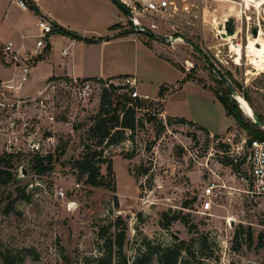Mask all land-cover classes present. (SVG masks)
Returning a JSON list of instances; mask_svg holds the SVG:
<instances>
[{"label":"rangeland","instance_id":"374dc122","mask_svg":"<svg viewBox=\"0 0 264 264\" xmlns=\"http://www.w3.org/2000/svg\"><path fill=\"white\" fill-rule=\"evenodd\" d=\"M121 1L131 6L135 2ZM173 1L177 9L164 20L141 19L143 29L162 40L137 33L128 36V43H112L105 50L108 74L128 73L148 100L135 109L140 122L135 130H126L122 142L103 151L113 173L107 175L106 164L100 166V173L114 190L84 184L72 168L88 142L87 131L98 112L101 93L96 90L80 100L57 84L66 79L48 78L60 50L68 45V36L52 34L51 59L32 68L17 94L0 88V156H14L13 179L0 187V264H93L106 254V239L121 231L122 249L113 246L112 256L123 258L126 264H162L158 254L173 248L180 250L183 264H264V197L248 194V152L240 149L241 141L251 135L226 114L212 93L229 95L213 72L217 68L237 96L245 94L250 99L249 104L243 98L254 117L256 112L264 119V73L245 56L252 30L264 33V12L258 15L251 7L239 6L241 0ZM80 5L79 10L90 9ZM6 6L7 1L0 0V17ZM11 6L10 18L31 20L29 11L22 14ZM120 15L121 21L107 16V21L118 26L104 30L103 38L131 29L127 17ZM228 18L234 19L233 45L242 44L237 65L227 43L217 36ZM102 30L100 26L97 31ZM11 39L15 45L22 41L33 47L35 43L33 37ZM138 41L153 47L161 59L154 51L138 47ZM116 49H120V67L110 62L109 51ZM13 74V67L4 63L0 53V82ZM52 81L54 89L48 85ZM161 87L163 97L159 98ZM40 100L46 103L45 113L40 111ZM177 118L188 124L178 123ZM48 136L52 138L49 149ZM31 139L44 151L40 155H53L52 171L43 175L31 171L28 163L35 156L28 147ZM7 140L14 144L13 152L6 151ZM209 183L218 185L220 194L211 210L199 214ZM59 190L63 197L57 195ZM174 215L176 221L162 225L164 216Z\"/></svg>","mask_w":264,"mask_h":264},{"label":"trees","instance_id":"16d2710c","mask_svg":"<svg viewBox=\"0 0 264 264\" xmlns=\"http://www.w3.org/2000/svg\"><path fill=\"white\" fill-rule=\"evenodd\" d=\"M31 0H28V2ZM28 4L30 10L37 11L36 7L33 6V3ZM131 24V23H130ZM134 27L131 25V29L127 33H132ZM55 32H60L66 36L75 37L69 31L58 28ZM54 32V33H55ZM79 40L86 42L92 41L91 39L86 40L84 38L78 37ZM182 72V71H181ZM184 77V81H187ZM219 83L223 84L220 80ZM227 89V88H226ZM118 88H113L111 91L103 89L101 91L100 104L97 114L91 118V125L87 131L86 144H83L84 152L80 159L73 161L72 168L77 172L78 180L84 179L83 183L91 187H105L107 189L114 190V187L105 181V178L100 173V166L106 164L107 175L113 173L111 162L107 161L103 156V151L105 148L119 144L125 139V131H134L137 125L140 123L136 119V110L137 108L143 106L148 102L147 99H132L127 94H118L116 93ZM228 91V90H227ZM215 98L222 104L224 110L228 116H233L237 121V124L244 129H247L251 138L264 139V131L258 130L255 128L253 123L246 122L241 115V112L235 103L234 100H230V93L228 91V96L222 94V92L217 95L212 91ZM243 98L250 104V99L242 94ZM159 98L163 97V87L159 89L158 96ZM149 105L153 102L149 101ZM252 109L255 111V108L252 106ZM256 118L264 120L263 117L255 112ZM181 124H188L184 119L176 120ZM192 124V123H190ZM201 131H204L201 127H198ZM217 137V135L215 136ZM14 156L11 154H4L0 156V187H5L12 179L13 172L11 171L12 158ZM54 160L51 153L40 155L35 154L34 158L28 163L32 172L37 175H43L53 169ZM146 171L143 173L145 174ZM19 191V188L17 189ZM20 195H23L21 192ZM22 197V196H20ZM183 208H187V204H184ZM161 221L162 225L165 227L170 226L174 221L178 219L177 215L167 218L164 216ZM119 222V218L117 219ZM117 226L113 224L111 227ZM105 231H107L105 229ZM105 233V232H104ZM123 235L124 232H114L113 238L106 239V254L94 261L93 264H126L125 260L121 257L116 259L112 256V247L115 246L119 251L123 246ZM180 259V250L173 248L172 250H165L158 254V260L162 264H183ZM115 260V261H114ZM10 264V263H9Z\"/></svg>","mask_w":264,"mask_h":264},{"label":"built area","instance_id":"2783aa9c","mask_svg":"<svg viewBox=\"0 0 264 264\" xmlns=\"http://www.w3.org/2000/svg\"><path fill=\"white\" fill-rule=\"evenodd\" d=\"M15 5L22 11L28 10V0H16ZM126 8L132 13L133 18L128 19L129 23L134 28L143 29L141 19L152 18L164 20L167 16H170L176 11V5L173 0H135L131 6L128 2H123ZM151 27H154L151 25ZM259 28V26H257ZM36 28L38 33L33 38L35 43L33 48H26L23 45L17 46L12 40L0 41V53L5 64L13 67L16 75L10 79L0 82V88H4L7 91L17 94L25 83L29 80L30 71L32 68L42 60L48 53H45V49L48 45V39L58 29V27L46 18L40 17L36 22ZM259 32V31H258ZM24 38V36L22 37ZM242 49L241 43H236ZM62 55L67 54V50H61ZM67 93L73 94L80 100H86L90 98L94 91L99 90L100 93L103 89L111 91L113 88H118V94H127L132 99H140L141 96L136 89V80L131 77H121L117 79H77L70 78L67 80H61L57 83ZM52 89L56 87L54 81L49 82ZM44 100H40L38 105L42 113L46 112V103ZM48 119L53 121V117L49 116ZM15 122L10 123V128L14 126ZM52 138L48 136L46 143H51ZM224 142V141H223ZM226 143H229L228 140ZM11 140H7L5 149L7 152H13ZM227 145L230 144H225ZM28 147L33 153L40 154L42 148L40 144L31 139L28 143ZM225 147V146H224ZM246 148L248 152V183L249 189L248 194L251 196H262L264 197V139L249 138L248 140L243 139L241 141V148ZM19 149V148H16ZM230 150L226 155L229 154ZM220 194L218 185L215 183H209L202 193V201L199 207V214H204L211 210L213 200L217 199ZM60 197L64 196L62 190L57 192Z\"/></svg>","mask_w":264,"mask_h":264},{"label":"crops","instance_id":"0c3cea01","mask_svg":"<svg viewBox=\"0 0 264 264\" xmlns=\"http://www.w3.org/2000/svg\"><path fill=\"white\" fill-rule=\"evenodd\" d=\"M6 1L7 6L4 10L3 16L0 17V37H6L8 40H12L11 37H19L22 40L32 38L38 33L36 22L40 17L51 20L58 28L69 31L75 35V37L68 36L66 38L68 39V45L61 50L66 49L67 54L65 56L62 55L60 50L59 57L56 61L54 60L52 73L48 78H60L66 80L70 78L107 80L129 76L128 73L110 75L104 66L106 47L112 43L126 44L128 43V36H131L132 34L134 35V33H127L126 30H123L120 31L118 35H114L111 38L102 37V32L104 30H110L112 27L116 28L118 26L116 25L118 23H110V20L107 21V16L112 15L113 17H116L115 21L122 20L120 12L110 6L113 4H108V0H31V2H29L33 3V6L37 9V11H32L28 8L27 11H29L31 15V20L24 16H13L10 18V8L12 7V3L15 5L14 2L16 0ZM79 3H81L80 6H82L83 9H90L79 10V8H77ZM15 7L17 6L15 5ZM20 11L22 14L25 13V11ZM83 18L85 21H83ZM100 26L103 30L97 31ZM23 36L24 38H22ZM78 37L86 40L91 39L92 41L86 42L79 40ZM53 42V35H51L48 39L47 45L48 55L36 63L33 68H36L38 64L43 63L45 60L51 59ZM137 44L138 47H143L146 51H154L155 57L159 58L153 47L142 43L141 41H138ZM20 45L30 49L33 48L28 47L22 41L19 42L17 46ZM125 48L128 51L127 47ZM119 51L120 49L109 51V56H112L110 62L114 67H120L117 64V58H119L120 54ZM13 71L14 74L12 77L16 75L14 69ZM140 96L144 98V95L142 96L140 94ZM163 114L165 113L163 112Z\"/></svg>","mask_w":264,"mask_h":264},{"label":"bare ground","instance_id":"6f19581e","mask_svg":"<svg viewBox=\"0 0 264 264\" xmlns=\"http://www.w3.org/2000/svg\"><path fill=\"white\" fill-rule=\"evenodd\" d=\"M233 4H237V3L233 2ZM239 4H240L239 6L244 5L253 8V10L258 15L260 14L261 11L264 12V0H241V3ZM213 22L216 25L218 24V21L216 19H214ZM217 31H218L217 32L218 38L221 41L227 43V46L230 50L229 52L231 53V58L234 59L233 62L236 65L241 63L240 59L242 57V49H240L238 46L233 45L232 43V40L236 36V32H234L233 35H227L223 29ZM245 54H246L245 56L250 60V63L255 65L257 68L261 70L262 73H264V33L261 29H259V32L256 33L255 36H248L247 45L245 47ZM234 98L238 101V104L243 114L249 119H252L254 115L253 113H251L247 102L240 96H234Z\"/></svg>","mask_w":264,"mask_h":264},{"label":"water","instance_id":"95a60500","mask_svg":"<svg viewBox=\"0 0 264 264\" xmlns=\"http://www.w3.org/2000/svg\"><path fill=\"white\" fill-rule=\"evenodd\" d=\"M112 2V4H114L117 9L124 15L126 16L128 19H132L133 15L132 13L126 8L125 4L121 1V0H110ZM223 30L226 32L227 35H233L235 32L234 29V19L233 18H228L225 21ZM132 33L134 34H143L145 36L148 37H154L155 39H159L162 40L163 37L162 36H158L157 34L151 33L148 30H144V29H138V28H134ZM257 33L256 29L252 30V35L255 36ZM214 74L219 78V80L225 85V87L227 88V90L230 93V96L232 97V99L235 101L236 104H238V101L234 98V96H237L236 91L232 85V83L230 82V80L224 76L219 69L214 68L213 69ZM239 105V104H238ZM240 108V106H239ZM241 109V108H240ZM242 111V110H241ZM252 123L256 126L259 127L261 129H264V122L256 117L251 119ZM21 171H23L21 169ZM23 176H25V172L23 171ZM248 264H254L252 262H249Z\"/></svg>","mask_w":264,"mask_h":264}]
</instances>
